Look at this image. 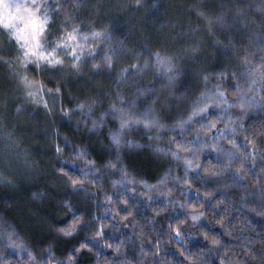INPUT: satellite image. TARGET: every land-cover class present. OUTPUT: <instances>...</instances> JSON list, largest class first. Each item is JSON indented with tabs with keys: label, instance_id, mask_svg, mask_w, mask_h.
Masks as SVG:
<instances>
[{
	"label": "trees",
	"instance_id": "obj_1",
	"mask_svg": "<svg viewBox=\"0 0 264 264\" xmlns=\"http://www.w3.org/2000/svg\"><path fill=\"white\" fill-rule=\"evenodd\" d=\"M60 2L81 25V31L106 28L100 50L109 45L110 54L116 58L110 70L104 67L91 71L86 67L84 73L69 78L66 86L62 85L65 99L69 91L80 97L107 99L108 94H114L113 85L119 69L125 65L128 66L125 77L129 85L142 86L145 76L154 75V69L150 66L141 73L139 68L145 58L152 59L151 54L156 49L162 53L176 52L181 57L183 71L172 85L177 93L186 87L191 91L198 80V70L241 68L248 70L252 79L264 77V0ZM49 3L55 8L53 0ZM33 19L35 29L38 20ZM7 51L10 53L11 49ZM160 67L155 83L167 84L169 74L163 64ZM140 103L142 106L144 100ZM55 123L59 125L60 133L67 132L73 143H86L94 148L107 142L108 132L116 126L111 113L98 130L88 127L90 119L87 123L83 119L78 123L75 119L57 117ZM52 126V120L41 107L25 101L14 73L0 60V168L13 173L20 171L16 161L9 164V159L5 161L4 158L5 145H13L15 140L20 141L19 147L14 148L15 153L22 156L26 152L28 159L39 160L42 166L40 175L34 179L20 177L15 185L0 180V217L6 216L16 224L37 249L51 241L49 222L59 216L58 200L68 194L53 167L54 164L60 166L61 162L52 155L49 139ZM249 131L254 134V144L246 136L239 137L238 141L246 156L229 155L228 145H224V152L220 154L206 152L203 160L212 159L224 170L217 169L215 175L192 172L194 186L186 196L182 186H177L175 198L187 199L189 204L196 202L197 208L203 205L205 215L197 222L190 218L193 209L166 204L163 197L148 201L129 195L128 205L120 204L118 212L123 215L131 211L132 215L121 221L111 211H104L109 205L103 201L102 193L98 192L95 197L91 193L82 194L88 204L86 211L89 215L95 212L97 224L108 223L106 237L115 238L117 242L131 237L128 257L137 264L141 259L144 264H228L230 260L264 264V125L255 120ZM57 138L68 146L63 135ZM137 159L149 169L151 177L152 165L145 154L138 155ZM240 165L243 167L237 171ZM41 189H44L41 198L32 196L33 191L40 193ZM205 192L210 195L206 196ZM93 199L95 204H92ZM162 207L165 211L160 212ZM181 220L185 223L177 233L173 226ZM115 225L118 228H114ZM209 237H216L220 244L213 245ZM83 238L82 235L58 238L54 250L60 255L70 249L74 251L72 245ZM141 242L145 251L152 255L144 257L139 252ZM157 242H161L160 252L155 251ZM89 243L99 249L101 259L105 256L113 258L111 249L100 248L92 241ZM8 255L15 257L16 253L9 250ZM96 259L94 253L84 251L78 256V264H95Z\"/></svg>",
	"mask_w": 264,
	"mask_h": 264
},
{
	"label": "clouds",
	"instance_id": "obj_2",
	"mask_svg": "<svg viewBox=\"0 0 264 264\" xmlns=\"http://www.w3.org/2000/svg\"><path fill=\"white\" fill-rule=\"evenodd\" d=\"M53 2L55 8L49 0H24L23 3L3 0L0 4L3 11L0 60L14 73L25 101L41 107L52 120L50 147L52 155L61 162L60 166L54 164L53 167L68 194L58 200L59 216L49 222L52 239L40 249L16 224L6 216L0 217V264H78V256L84 251L96 255L95 264H137L128 257L131 237L119 242L106 237L108 223L97 224L95 212L87 213L88 204L82 194L91 193L95 197L98 192L102 193L103 201L109 205L104 211H111L121 221L132 215L131 211L123 215L118 212L120 204L128 205L129 195L148 201L163 197L166 204L193 209L190 218L193 222L199 221L205 215L203 205L197 208L196 202L189 204L187 199L175 198L177 186H182L186 196L194 186L192 172L215 175L217 169L224 170L212 159L203 160L206 152L220 154L224 152V145H228L229 155L246 156L238 141L239 137L246 136L254 144L250 124L260 120L264 125V77L252 79L248 70L241 68L198 70V80L191 91L186 87L177 93L172 85L183 71L181 57L176 52L162 53L156 49L151 54L152 59L145 58L139 68L141 73L150 66L154 69V75L145 76L142 86L129 85L125 65L119 69L114 94H108L107 99L80 97L71 91L65 99L62 85L66 86L69 78L84 73L86 67L91 71L104 67L110 70L116 58L110 54L109 45L100 50L106 28L81 31V25L68 14L60 0ZM34 17L38 20L35 29ZM70 34L75 39L70 40ZM161 64L169 74L167 84L155 83ZM26 81L31 82L30 87ZM110 113L116 126L110 129L107 142L100 148L73 143L68 133H60L55 123L57 117L75 119L78 123L81 119L86 123L90 119L88 127L98 130ZM59 135L68 140V146L60 143ZM19 144L20 141L15 140L13 145H5L4 158L7 161L10 154L16 156V167L20 171L13 173L0 168V180L14 185L20 177L34 179L42 171L39 160L28 159L26 152L21 156L13 151ZM140 154H145L152 165L151 177L149 169L137 159ZM65 164L69 167L63 166ZM242 167L240 165L237 171ZM43 194L44 189L40 193L32 192L37 199ZM205 195L210 193L205 192ZM95 202L93 199L92 204ZM184 223L178 221L173 231L179 233ZM113 227L118 228V225ZM80 235L84 238L72 245L74 251L70 249L60 255L54 250L58 238ZM209 239L213 245L220 244L216 237ZM89 241L100 248L111 249L113 258L101 259L99 249ZM160 243L157 242L156 252L161 250ZM9 250L16 256L8 255ZM139 252L144 257L152 255L145 251L143 242ZM188 259L192 260V256ZM138 264H144V260H139ZM228 264L243 262L230 260Z\"/></svg>",
	"mask_w": 264,
	"mask_h": 264
},
{
	"label": "rangeland",
	"instance_id": "obj_3",
	"mask_svg": "<svg viewBox=\"0 0 264 264\" xmlns=\"http://www.w3.org/2000/svg\"><path fill=\"white\" fill-rule=\"evenodd\" d=\"M2 15H3V11L2 10H0V17H2ZM9 145H11L10 143H9ZM13 151H14V149H13ZM15 152V151H14ZM16 159H17V157L16 156H13V155H9V164L10 163H12V164H14V162L16 161Z\"/></svg>",
	"mask_w": 264,
	"mask_h": 264
},
{
	"label": "snow or ice",
	"instance_id": "obj_4",
	"mask_svg": "<svg viewBox=\"0 0 264 264\" xmlns=\"http://www.w3.org/2000/svg\"><path fill=\"white\" fill-rule=\"evenodd\" d=\"M69 39H70V40H71V39H75V36H74L73 34H70V35H69ZM26 85L30 87V86H31V82H30V81H26Z\"/></svg>",
	"mask_w": 264,
	"mask_h": 264
}]
</instances>
